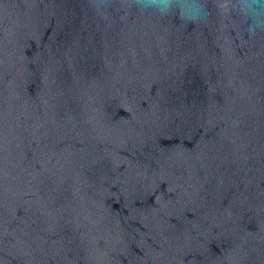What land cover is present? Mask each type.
<instances>
[{
	"label": "water",
	"instance_id": "1",
	"mask_svg": "<svg viewBox=\"0 0 264 264\" xmlns=\"http://www.w3.org/2000/svg\"><path fill=\"white\" fill-rule=\"evenodd\" d=\"M0 264H264V0H0Z\"/></svg>",
	"mask_w": 264,
	"mask_h": 264
}]
</instances>
